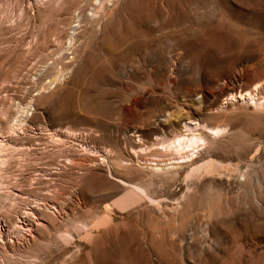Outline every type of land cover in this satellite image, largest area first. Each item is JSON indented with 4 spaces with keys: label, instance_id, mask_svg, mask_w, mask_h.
Masks as SVG:
<instances>
[{
    "label": "rangeland",
    "instance_id": "obj_1",
    "mask_svg": "<svg viewBox=\"0 0 264 264\" xmlns=\"http://www.w3.org/2000/svg\"><path fill=\"white\" fill-rule=\"evenodd\" d=\"M139 1L0 0V264L264 257V0Z\"/></svg>",
    "mask_w": 264,
    "mask_h": 264
},
{
    "label": "bare ground",
    "instance_id": "obj_2",
    "mask_svg": "<svg viewBox=\"0 0 264 264\" xmlns=\"http://www.w3.org/2000/svg\"><path fill=\"white\" fill-rule=\"evenodd\" d=\"M107 1H109V0H107ZM137 1H138V0H137ZM142 1H144V0H142ZM142 1H139V3L142 2ZM145 1H146V0H145ZM145 1H144V2H145ZM145 3H146V2H145ZM142 4H144V3H142ZM138 5H139V4H138ZM139 6H140V5H139ZM163 6H164V5H163ZM175 7H176V6H175ZM102 8H103V7H102ZM141 8H144V9H145V7H141ZM156 8H157V7H156ZM168 8H169V6H168ZM176 8H177V7H176ZM181 8H182V7H181ZM78 9H79V8H78ZM83 9H84V8H83ZM147 9H148V8H147ZM166 9H167V7H166ZM99 10H100V9H99ZM104 10H105V9H104ZM153 10H154V9H153ZM105 11H106V10H105ZM139 11L142 12L141 10H139ZM175 11H176V10H175ZM97 12H98V11H97ZM106 12H107V11H106ZM83 13H84V12H83ZM98 13H99V12H98ZM129 13H130V12H129ZM194 13H195V12H194ZM74 14H75V13H74ZM84 14H86V13H84ZM106 14H107V13H106ZM141 14H142V13H141ZM173 15H174V14H173ZM175 15H176V14H175ZM74 16H75V15H74ZM91 16H92V15H91ZM97 16H98V15H97ZM109 16H110V15H109ZM76 17H77V16H76ZM79 17H80V16H78L77 18H79ZM128 17H129V16H128ZM72 18H73V17H72ZM168 18H169V17H168ZM172 18H173V17H172ZM97 19H98V18H97ZM139 19H140V18H139ZM76 20H77V19H76ZM79 20L81 21V19H79ZM79 20H77V21H79ZM72 21H73V20H72ZM94 21H95V19H94ZM132 21H133V20H132ZM164 21H165V20H164ZM172 21H173V19H172ZM73 22H74V21H73ZM73 22H71V23H73ZM91 22H92V21H91ZM187 22H188V21H187ZM77 23H79V22H77ZM137 23H138V22H137ZM130 24H131V23H130ZM77 25H78V24H77ZM127 25H128V23H127ZM135 25H136V24H135ZM129 26H130V25H129ZM187 26H188V25H187ZM141 27H142V26H141ZM84 30H85V29H84ZM134 31H135V30H134ZM145 31H146V30H145ZM179 31H180V30H179ZM80 32H81V31H80ZM170 32H172V31H170ZM79 35H80V34H79ZM174 35H175V34H174ZM72 36H73V35H72ZM146 36H147V35H146ZM76 37H77V36H76ZM176 37H177V36H176ZM135 38H136V37H135ZM136 39H137V38H136ZM74 40H75V39H74ZM73 48H74V47H73ZM76 49H77V48H76ZM76 49H75V51H76ZM107 49H108V48H107ZM110 51H111V50H110ZM151 52H152V51H151ZM76 57H77V56H76ZM74 59H75V58H74ZM154 62H155V61H154ZM139 63H140V62H139ZM142 66H143V65H142ZM155 67H156V65H155ZM130 68H132V67H130ZM64 69H65V68H64ZM151 69H152V68H151ZM125 70H126V69H125ZM133 72H134V71H133ZM64 74H65V73H64ZM146 75H147V74H146ZM59 76H61V75H59ZM58 80H59V79H57V80L55 79L56 83H57ZM52 82H53V81H52ZM36 83H37V82H36ZM53 83L55 84V82H53ZM58 85H59V82H58ZM49 87H50V86H49ZM49 87H48V88H49ZM256 92H257V91H256ZM240 93H241V92H240ZM251 93H252V92H251ZM241 94H242V93H241ZM241 94H240L239 96H237L238 94H236V97H238L239 99H245V98H248L249 100H254V97H253L251 94H248V95H247V94L244 93L245 96H243V95H241ZM232 95H233V94H232ZM246 95H247L248 97H246ZM230 97H232V96H230ZM234 97H235V96L233 95L232 98H234ZM232 98H231V99H232ZM229 99H230V98H229ZM227 100H228V98H227ZM244 102H245V100H244ZM135 103H136V102H135ZM255 104H256V103H255ZM258 104H259V101H258ZM28 105H29V104H28ZM28 105H27V107H28ZM31 106H32V105H31ZM31 106H30V109H32ZM256 106H257V105H256ZM25 107H26V106H25ZM27 107H26V108H27ZM21 108H22V107H21ZM21 108H20L19 110H21ZM26 108H24V112L21 113V114H22V115H21L22 117H23V114L26 115V114H25V110H26ZM29 111H30V110H29ZM74 111H75V110H74ZM20 112H21V111H20ZM31 112H32V111H31ZM33 112H34V111H33ZM26 113H27V115H28V111H27ZM30 114H31V113H30ZM61 115H62V114H61ZM28 116H29V115H28ZM70 116H71V115H70ZM17 118H18V117H17ZM19 118H20V116H19ZM25 118H26V117H25ZM25 118H24V119H25ZM21 119H22V118H21ZM24 119H22V120H23V121H26V120H24ZM17 120H18V119H17ZM17 123H19V122H17ZM185 125H186L187 128H190L192 124H191V123H185ZM199 127H200V126H199ZM219 127H220V126H219ZM219 127H218L217 129H214V130H213L212 136H215V135H216L217 133H219L220 131H221V132L223 131L222 128H221V127L219 128ZM204 128H205V127H204ZM209 129H210V127H209ZM225 129H226V128H225ZM235 129H236V128H235ZM187 130H188V129H187ZM187 130H186V131H187ZM196 131H197V130H196ZM229 131H230V130H229ZM194 132H195V131H194ZM70 133L72 134L73 132H70ZM70 133H69V134H70ZM229 133H230V132H229ZM229 133H228V135H229ZM73 134H75V133H73ZM214 134H215V135H214ZM220 134H221V133H220ZM181 135H182V134H181ZM181 135L178 136V137H177V136L175 137V138L178 140V144H176V141H174V140L172 139L174 142H173L172 144H170L169 147H171L172 145H174L175 148H178V147H180V146H184L185 144L188 146L189 143H190V146H193L194 143H196V142H198V141H200V140L203 139V138L201 139L200 135H199L200 138H199V137H196V136H191V135L189 134V135L191 136V137H190L189 135H187V133H186L185 135H183V136H181ZM186 135L189 136V137H185ZM210 135H211V134H210ZM210 135H209V136H210ZM218 135H219V134H218ZM197 136H198V134H197ZM206 137H207V136H206ZM213 138H214V137H213ZM206 139H207V138H206ZM207 141L209 142V140H207ZM205 142H206V141H205ZM199 143H200V142H199ZM166 145H167V144H166ZM0 146H2V145H0ZM190 146H189V147H190ZM193 148H195V147H193ZM169 149H171V148H169ZM196 149H197V148H196ZM185 150H186V149H185ZM197 150H198V149H197ZM193 152H194V151H193ZM186 153H187V151H186ZM188 153H189V152H188ZM188 153H187V154H188ZM185 156H186V155H184L183 157L185 158ZM193 157H194V153H193V154H189V156L186 157V158L188 159V161H187V159H186V162H191L190 160H193V159H192ZM181 158H182V157H181ZM174 162H175V161H174ZM176 162H177V161H176ZM176 162H175V163H176ZM184 162H185V160H184ZM159 164H160V163H159ZM173 164H174V163H173ZM162 165H164V164H162ZM168 168H169V167H168ZM168 168H167V169H168ZM156 169H158V168H156ZM168 170H169V169H168ZM245 180H246V179H245ZM245 180H244V181H245ZM135 188H136V187H135ZM137 189H138V188H137ZM170 209H171V208H170ZM174 209H175V208H174ZM120 245H121V244H120ZM260 249H261V248H260ZM261 255H262V254H261ZM261 255H260V256H261ZM254 260H255V259H254ZM254 262H255V261H254ZM254 262H253V264H255ZM256 264H264V257H261L260 259H258V260L256 261Z\"/></svg>",
    "mask_w": 264,
    "mask_h": 264
}]
</instances>
